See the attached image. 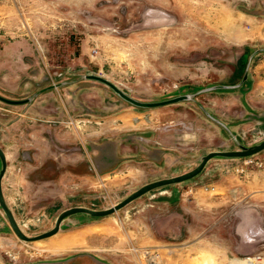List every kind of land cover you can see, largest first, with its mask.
I'll use <instances>...</instances> for the list:
<instances>
[{"label":"rangeland","instance_id":"374dc122","mask_svg":"<svg viewBox=\"0 0 264 264\" xmlns=\"http://www.w3.org/2000/svg\"><path fill=\"white\" fill-rule=\"evenodd\" d=\"M87 75L140 102L189 98L139 107ZM51 85L30 105L0 100L6 145L46 138L53 151L7 186L29 236L66 208H108L209 151L264 139V0H0V95ZM8 121L22 125L8 133ZM0 264H264V150L214 157L191 179L105 216L73 214L36 241L0 208Z\"/></svg>","mask_w":264,"mask_h":264},{"label":"water","instance_id":"95a60500","mask_svg":"<svg viewBox=\"0 0 264 264\" xmlns=\"http://www.w3.org/2000/svg\"><path fill=\"white\" fill-rule=\"evenodd\" d=\"M246 77H247V75L245 73V75L243 76L242 82L246 79ZM86 79L96 81V82H99V83L107 86L113 92H115L119 96H121L123 99H125L128 102H131L132 104L139 106V107H157V106H162V105L174 103V102L185 100V99L189 98L188 95H181V96H177L174 98L161 100V101H157V102H140V101H137V100L131 98L130 96L126 95L124 92L120 91L114 84L110 83L109 81H107L106 79H104L102 77H99L96 75H87ZM55 87H56L55 85H51L48 88H44L38 92H35L32 96H29L27 98L20 99V100H13V99L5 98V97L0 95V100L3 102L9 103V104H22V103H26V102L31 101V99L34 96L38 95L40 92H44L46 90L53 89ZM262 150H264V139L260 140L257 143H254L252 145H249V146H240L239 149L209 151L206 154L201 156L198 164L194 168H192L186 172H183L181 174L175 175V176L160 178V179L145 183L142 186L138 187L136 190L132 191L130 194H128L122 200H120L119 202H117L116 204H114L108 208L93 209V208L84 207V206H72V207L66 208V209H64L58 213V215L55 218L54 225L50 229H48L44 232H41L39 234L33 235V236H29V235L25 234L23 232V230L20 228L19 224L17 223V221H16V219H15V217H14V215L10 209V207L8 206L7 202L5 201V198L3 195L2 178H3V175H4L5 170H6L7 162H6L5 153H4L3 149L0 147V208H1L2 212L4 213L5 218L7 219V222L9 224L12 232L19 239H21L23 241H27V242L36 241V240H40V239H43V238H46V237H49V236L55 234L59 230L61 222L65 218H67L73 214L82 213V214L89 215L91 217L105 216V215L111 214V213L123 208L124 206H126L128 203H130L131 201H133L137 197H139V196H141V195H143V194H145V193H147L153 189L168 186L171 184L180 183V182H183L185 180L191 179V178L195 177L197 174H199L201 172V170L204 168L205 164L210 159H212L214 157L243 158V157H249V156L255 155V154L261 152Z\"/></svg>","mask_w":264,"mask_h":264},{"label":"crops","instance_id":"0c3cea01","mask_svg":"<svg viewBox=\"0 0 264 264\" xmlns=\"http://www.w3.org/2000/svg\"><path fill=\"white\" fill-rule=\"evenodd\" d=\"M48 87H46V88H48ZM51 91H52V89L46 90L44 92H40L38 95L34 96L31 99V101L26 102V103H22V104H9L6 102H4V103H6L8 105H30L33 103V101H35L36 98L40 97L44 93H48ZM3 97H5V96H3ZM27 97H29V96H27ZM27 97H23V98L5 97V98H9V99H13V100H20V99H24ZM21 125L22 124L20 122H13V121L9 122L8 121L5 126L7 127V132L9 133V132H14L16 130L18 131L20 129ZM43 126H44L43 129L45 131L51 130V122L44 123ZM1 136H0V147L3 149V151L5 153L6 162H7L6 170H5V173H4L3 178H2V191H3L5 201L7 202L8 206H9L10 200H9L8 196H9L10 192L7 191V189H9L7 186H9L13 182L15 183V181L17 182V179H21V177H23L24 181H25V178L27 179V175L25 174V172L29 169L30 166L40 165L38 168L40 170V169H42V167H46L44 165L46 163L50 162L52 159H54V157L52 156L53 151L49 145L50 141L47 140L46 138L45 139H41V138L40 139H34L32 143H28L30 147H33V149H31V148H27L28 144H25V143L21 144L20 139H18L17 145L13 144V141L9 142V140H8V144L6 145V143H4V141H3V139L5 138V137H3L4 134H2ZM6 146L9 147L10 149L9 148L7 149ZM11 147H14L15 149H13V148L11 149ZM19 147H23V148H25V150L23 151V149H20V151H18ZM24 152L28 156L27 155L24 156V154H25ZM17 163H18V165L19 164L22 165L20 167V169H22L21 171L23 172L24 176H20L19 174L15 173V166H16L15 164H17ZM28 165H29V167H28ZM34 167H36V166H34ZM28 177H30V175H28ZM53 178L56 180L58 178V174H56L53 177L47 178V180L48 179L50 180ZM10 209H11V211L13 210L12 207H10ZM12 213H13V211H12Z\"/></svg>","mask_w":264,"mask_h":264},{"label":"built area","instance_id":"2783aa9c","mask_svg":"<svg viewBox=\"0 0 264 264\" xmlns=\"http://www.w3.org/2000/svg\"><path fill=\"white\" fill-rule=\"evenodd\" d=\"M249 162H253V160L250 158V159H249ZM260 164H262V162H260Z\"/></svg>","mask_w":264,"mask_h":264}]
</instances>
